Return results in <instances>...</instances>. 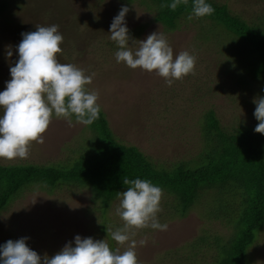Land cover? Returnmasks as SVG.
I'll use <instances>...</instances> for the list:
<instances>
[{"label":"rangeland","instance_id":"rangeland-1","mask_svg":"<svg viewBox=\"0 0 264 264\" xmlns=\"http://www.w3.org/2000/svg\"><path fill=\"white\" fill-rule=\"evenodd\" d=\"M0 1L6 4L0 15V92L11 80L10 66L18 61L21 34L35 31L36 25L55 24L64 37L59 61L76 65L86 75L95 73L88 87L99 93L100 113L114 139L124 147L138 148L167 173L178 160L192 167L199 159H209L203 153L211 150L214 141L206 144L207 151L203 150V142L212 132L203 130L205 115L212 113L217 128L235 132L228 140L257 134L253 101L264 97V76L261 79L256 69L257 57L251 43H247L251 40L247 33L253 30L257 35L254 38L264 37V0H208L224 6L231 17L245 26L247 31L237 38L222 24L212 21L211 16L191 21L188 15L180 16L176 29L169 30L170 14L157 0ZM125 6L129 8L126 26L133 39L143 41L154 32L163 33L174 57L181 51L195 55L196 74L169 87L155 73L117 63L118 47L110 39V26ZM9 48L12 56L6 63ZM101 139L104 132L98 122L85 126L76 123L73 116L70 127L67 121L54 116L44 134V144H33L27 159L0 160V192L6 183L9 187L19 179L18 170L9 177L5 169L68 168L73 161L84 162L91 150H99ZM215 146L211 157L220 153V145ZM260 149L264 164V142ZM228 182L220 192L221 187L214 183L211 193L192 201V209L184 217L180 216V199L173 200L164 193L158 220L166 223L168 229H145L136 237L138 241L147 239L145 246L138 244L136 248L140 264H219L225 255L221 247L238 238L239 230L232 222L243 209L234 192L238 189ZM23 187L0 210V246L26 237L29 248L42 258L45 254L51 258L66 244L75 246L79 235L108 239L113 250L118 247L106 231L123 224L116 215L117 197L103 205L102 199L85 186L58 182L54 188L42 184ZM256 236L244 251L245 264H264V228Z\"/></svg>","mask_w":264,"mask_h":264},{"label":"clouds","instance_id":"clouds-1","mask_svg":"<svg viewBox=\"0 0 264 264\" xmlns=\"http://www.w3.org/2000/svg\"><path fill=\"white\" fill-rule=\"evenodd\" d=\"M189 0H173L161 5L175 11L180 5L187 6ZM128 7H122L110 26V39L118 47L115 52L117 63L130 69L155 73L171 87L196 74V57L181 51L174 57L173 49L163 33L154 32L146 40L138 41L129 35L125 17ZM215 9L206 0H193L187 19L213 15ZM17 47L19 54L15 66H10L11 80L0 92V160L27 159L33 144L43 145L44 134L53 122V117L67 121L71 127L73 116L78 124L92 125L99 119L101 106L99 93L89 89L92 75L70 63L58 59L63 53L64 37L59 25H36V30L22 33ZM131 41V45H130ZM7 56H12L9 48ZM255 132L264 135V97L254 99ZM127 190L117 193L119 206L116 215L122 220L121 227L107 228V237L118 247L113 250L108 239L75 237L74 245L66 244L51 258H43L27 245L28 238L8 240L0 246V264H140L136 248L145 246L147 239L136 237L145 229L167 231L168 225L161 224L158 214L164 196L163 189L149 180L125 178ZM121 248L124 251H121Z\"/></svg>","mask_w":264,"mask_h":264},{"label":"trees","instance_id":"trees-1","mask_svg":"<svg viewBox=\"0 0 264 264\" xmlns=\"http://www.w3.org/2000/svg\"><path fill=\"white\" fill-rule=\"evenodd\" d=\"M157 1L159 6L173 2V0ZM206 2L215 9L213 16L211 15L214 18L212 21L222 24L229 31L228 33L235 38L247 31L238 19L229 15L224 6L213 5L208 0ZM192 4L193 0H189L187 6L180 5L175 11L164 7V11L170 14L167 17L169 30L176 29V21L180 16L191 13ZM5 7V2L0 1V15ZM248 32L247 36H250L251 40L247 43H251L254 48L257 57L256 69L260 72L262 79L264 76V37H262L263 39L254 38L257 37L254 31ZM4 59L8 63L10 58L5 57ZM102 115L100 113L99 119L95 122L100 124L101 131L104 132V139L99 141L100 149L96 152L91 150L92 154L87 156L84 162L81 160L73 161L68 168L64 169H51L49 167L39 169L28 166L16 170L10 169L9 171L5 169L4 173L9 177H12L17 170L20 174L18 175L17 171L19 179L13 181L9 187L6 183L3 191L0 192V210L23 186L42 184L54 188L58 182L85 186L87 189L91 188L94 196L100 197L103 205H106L109 200L117 197L118 192L127 190V186L123 184L125 178L129 180L139 178L149 180L154 185L161 187L166 195L173 197V200L178 201L180 199L182 202L180 216L184 217L186 211L192 209V201L202 198L210 192L214 183H218L217 185L221 187L220 192L224 191L226 186L224 184L229 181L228 184L238 189L234 192L239 195L238 199L240 203L242 202L243 209L239 217L232 222L239 230L238 238L233 240L231 245L224 244L221 247V252L225 255L219 264H245L244 251L257 238V236L255 237L256 232L264 228V164L260 157L264 135L257 133L237 141L235 138L228 140L227 138L232 137L235 132L230 133L221 127L217 128V121L210 113L205 115L203 120V130L212 131L206 136L205 142L207 143L203 142V150L207 151L206 144L211 140L214 141L211 150L209 149L206 155L203 153V156H207L209 159H199V163L192 167H187L185 161L178 160L168 171L170 173H167L164 169L156 167L149 156L144 155L138 148L120 145L114 139ZM105 139L107 144L104 143ZM215 144L220 145V153L211 157L209 154H214ZM246 146L248 150H246ZM101 148L103 149L101 150ZM224 177L227 178L223 180ZM176 206H178V202ZM235 226L233 225V228ZM102 228L105 229V226L103 225ZM235 230L237 231V229Z\"/></svg>","mask_w":264,"mask_h":264}]
</instances>
